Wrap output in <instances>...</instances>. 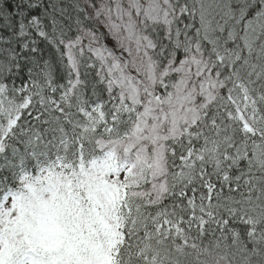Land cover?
<instances>
[{
    "label": "snow or ice",
    "instance_id": "6c2138e0",
    "mask_svg": "<svg viewBox=\"0 0 264 264\" xmlns=\"http://www.w3.org/2000/svg\"><path fill=\"white\" fill-rule=\"evenodd\" d=\"M0 264H264V0H0Z\"/></svg>",
    "mask_w": 264,
    "mask_h": 264
}]
</instances>
